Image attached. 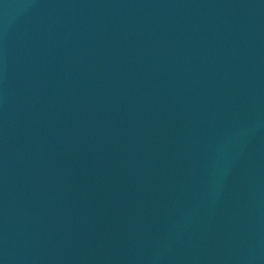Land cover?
<instances>
[{"label":"water","instance_id":"1","mask_svg":"<svg viewBox=\"0 0 264 264\" xmlns=\"http://www.w3.org/2000/svg\"><path fill=\"white\" fill-rule=\"evenodd\" d=\"M0 264H264V0H0Z\"/></svg>","mask_w":264,"mask_h":264}]
</instances>
